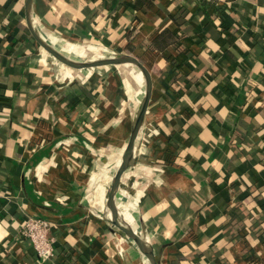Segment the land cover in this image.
<instances>
[{
    "label": "crops",
    "instance_id": "0c3cea01",
    "mask_svg": "<svg viewBox=\"0 0 264 264\" xmlns=\"http://www.w3.org/2000/svg\"><path fill=\"white\" fill-rule=\"evenodd\" d=\"M133 3L32 0L31 12L63 54L101 57L59 46L88 43L138 56L150 72L148 110L114 195L120 219L131 227L118 204L129 206L131 229L158 264H264V0ZM23 4L0 0V264H149L105 211L142 74L126 64L129 93L119 65L80 70L52 59L29 34ZM179 29L205 36L203 47L192 43L186 76L170 61L188 45ZM214 34L228 42L220 48ZM26 214L51 220L50 258L19 233Z\"/></svg>",
    "mask_w": 264,
    "mask_h": 264
},
{
    "label": "water",
    "instance_id": "95a60500",
    "mask_svg": "<svg viewBox=\"0 0 264 264\" xmlns=\"http://www.w3.org/2000/svg\"><path fill=\"white\" fill-rule=\"evenodd\" d=\"M23 10L26 27L32 39L44 53H46L52 59L60 62L61 64L73 69L80 70H97L104 67L127 64L132 65L140 70L145 86L144 96L132 120L130 132L121 154L119 165L111 178L105 200V211L111 224V231L119 233L121 236L130 239L138 248V250L146 257L149 264H158L151 244L141 234L135 232L133 229H131V227H129L120 219L114 202V195L118 188L120 177L124 170L127 169L131 164L134 152V143L137 138L138 131L144 121L145 114L148 110L152 90V80L148 68L138 56L127 53L113 54L110 56H104L94 59H75L69 57L48 44L38 34V31L34 27L31 16L32 0H24Z\"/></svg>",
    "mask_w": 264,
    "mask_h": 264
},
{
    "label": "built area",
    "instance_id": "2783aa9c",
    "mask_svg": "<svg viewBox=\"0 0 264 264\" xmlns=\"http://www.w3.org/2000/svg\"><path fill=\"white\" fill-rule=\"evenodd\" d=\"M52 226L50 219L33 214H26L19 223V233L29 240L40 260L48 259L53 255Z\"/></svg>",
    "mask_w": 264,
    "mask_h": 264
},
{
    "label": "trees",
    "instance_id": "16d2710c",
    "mask_svg": "<svg viewBox=\"0 0 264 264\" xmlns=\"http://www.w3.org/2000/svg\"><path fill=\"white\" fill-rule=\"evenodd\" d=\"M145 2H146V0H134V3H133L134 8L135 9L139 8ZM212 3H213V0H205V4H207V6H210ZM214 13H216L217 15L220 14L221 13V9L220 8L216 9ZM177 32H180L182 34V37L184 38V42L188 43V45L185 46L182 50H179L180 53H178L176 56L171 57L170 61H174V65L176 64V69H179V70H182L183 68L186 69L185 72L183 73V76H186V74H188L191 71V69H192L191 63L188 62L189 56L191 54H194V51H193V48H192L193 47L192 43H195V41H196V42H198V46L203 47L204 46L205 36L199 37L198 40H197L194 37H190V35H185L183 30L180 31V29L178 31L176 30V33H173V35H176ZM229 33L230 32H226L224 34V36L227 35V37H229V35H231ZM165 34H166L165 30L161 31L160 34H159V36L162 37V39H163L162 42L166 41L165 40ZM219 34H221V32ZM210 38H212L220 46V48L223 47L226 42H228L226 37H221V36L216 35V34L212 35V37H210ZM233 40H234V38H233ZM156 41H157V38H156ZM213 55H215V53ZM224 55L225 56L229 55L227 50L224 51ZM209 72L211 73V71H209ZM255 142L256 141L254 140L253 145H254V148L256 150V143Z\"/></svg>",
    "mask_w": 264,
    "mask_h": 264
},
{
    "label": "bare ground",
    "instance_id": "6f19581e",
    "mask_svg": "<svg viewBox=\"0 0 264 264\" xmlns=\"http://www.w3.org/2000/svg\"><path fill=\"white\" fill-rule=\"evenodd\" d=\"M43 35V34H42ZM43 37L47 38L49 41L57 44V40L54 36H52L51 34H49L48 32H44V35ZM59 46H62V47H65V48H69V49H79V50H91V51H96V52H99L100 51L97 49V48H94L93 46H90L88 43H85L82 45H78V44H72V43H60ZM126 64L125 65H119L118 68L120 69L121 73H122V76L125 80V85H126V88L127 90L129 91V93H133L135 92L134 91V88H133V85H132V81H131V78H130V75H129V72L128 70L126 69ZM121 80V78H120ZM128 94V93H127ZM129 107V106H128ZM123 139V138H122ZM124 140V139H123ZM123 142V141H122ZM124 144V143H123ZM120 147V146H119ZM115 151V150H114ZM112 153H116V152H111L109 154L110 156V159H114V158H120L119 155L116 153V154H113ZM102 186H98L96 188V193H95V198L94 199H99V197L101 199L99 200H95L93 201L94 204H100L101 201H103V197H102ZM93 199V200H94ZM118 207H120V214L122 215V217L131 225V227L134 229V222H133V219L129 213V206H123L122 204H118Z\"/></svg>",
    "mask_w": 264,
    "mask_h": 264
},
{
    "label": "rangeland",
    "instance_id": "374dc122",
    "mask_svg": "<svg viewBox=\"0 0 264 264\" xmlns=\"http://www.w3.org/2000/svg\"><path fill=\"white\" fill-rule=\"evenodd\" d=\"M63 44V43H62ZM99 51H100V55H102L101 57H106V56H110V55H113V54H119V53H122V52H118V51H116V52H114V53H112V52H108V51H106L105 49H103V48H100V49H98ZM90 56V55H89ZM92 57V56H91ZM81 59V58H80ZM136 68V67H135ZM136 70H138L139 72H140V70L138 69V68H136ZM120 71V70H119ZM141 73V72H140ZM120 75H121V77L123 78V76H122V73H121V71H120ZM123 80H124V78H123ZM124 83H125V80H124ZM142 89H144V88H142ZM118 163V162H117ZM117 163H113L114 164V166H113V169H115V165L117 164ZM103 179H102V181H108V179H109V177H110V174L108 175V176H106L105 175V173H104V175H103Z\"/></svg>",
    "mask_w": 264,
    "mask_h": 264
}]
</instances>
